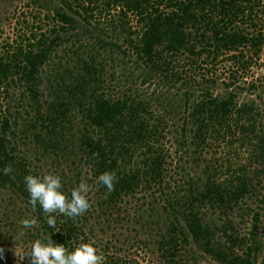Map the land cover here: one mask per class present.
I'll use <instances>...</instances> for the list:
<instances>
[{
  "label": "trees",
  "instance_id": "16d2710c",
  "mask_svg": "<svg viewBox=\"0 0 264 264\" xmlns=\"http://www.w3.org/2000/svg\"><path fill=\"white\" fill-rule=\"evenodd\" d=\"M30 2L45 12L46 31L23 30L0 55V245L31 246L47 236L73 250L95 238L104 264H133L95 228L144 220V232L159 230L166 264H195L197 251L221 264H264L259 213L246 232L236 219L250 216L247 202L262 183L264 111L238 102L229 84L218 94L216 79L192 73L201 60L216 65L231 54L239 63L245 52L259 53L264 32L254 17L264 0ZM13 91L29 106L23 122L3 105ZM221 141L233 155L245 148L244 159L204 158ZM44 168L63 177L65 192L82 178L90 185V209L75 218L54 214L55 229L24 183L30 173L48 174ZM106 171L117 177L111 191L97 180ZM25 219L32 228H23Z\"/></svg>",
  "mask_w": 264,
  "mask_h": 264
},
{
  "label": "rangeland",
  "instance_id": "374dc122",
  "mask_svg": "<svg viewBox=\"0 0 264 264\" xmlns=\"http://www.w3.org/2000/svg\"><path fill=\"white\" fill-rule=\"evenodd\" d=\"M30 3V0H0V55L7 51V44L14 43L15 39L18 38V34L21 33L20 35H23V33H25L23 30L29 32L31 27L42 25L41 27L43 29L36 30L38 32L35 31V33L46 31L45 29L47 28L46 25H48V21L45 19V12ZM261 10L263 11L264 7L261 8ZM261 10H258V16L254 17V23L256 24L255 29L257 31L261 30L264 32V12H261ZM132 22H135V20ZM61 49H59L58 56L61 55ZM230 55L231 54L219 58V62L216 65L210 63L203 64L204 61L201 60L202 63L196 68V72L192 71V73H194V78L197 81H203L205 78L216 79L217 83L215 92L218 94H223L225 91L224 87L229 84L231 86L229 90L235 92L237 97L236 100L238 102H254L256 107L264 111V44L257 55L254 54V52H245L244 58L241 57V62H249L247 68L241 69V62H239V64L236 60L230 59ZM189 73H191V71H189L188 74ZM11 95L13 96V100L7 104L6 101L10 100L11 97L6 100L4 99L2 100L4 101L3 105L6 108L9 105L12 108V113L18 116L17 120L23 122L25 121L23 118L25 117L24 111H27L29 106H27V103L24 104L20 101V91H13ZM4 97L6 96H3L2 98ZM18 104L21 106H18ZM178 124V129H180L182 123L180 122ZM179 136L180 133L178 132L172 135V137ZM33 147L30 146V150H32ZM235 147L236 144H234V149ZM244 149L245 148H238L236 154L233 155L230 153V148L226 142L221 141L207 147L203 156L207 160L219 159L226 162L231 159V161L236 163L244 159V153L247 152L243 151ZM48 163H51V161H48ZM49 171L45 169L44 173H49ZM219 178L223 180L226 179L227 176L223 173ZM261 178L262 183L261 186L257 188V193L247 202L251 209L250 216L243 217L242 215L237 214L236 219L237 222L240 223L241 229L244 228V232H246L252 229L254 214L259 213L260 220L258 222L256 234L264 242V173ZM5 193L8 195L7 199H9L11 196L10 193ZM19 205L22 206V209L24 208L22 202ZM127 210L128 212L126 213L134 214L136 208L127 206ZM96 215L97 212H95V216ZM31 218L33 219L32 216ZM243 218L244 222H241V219ZM140 222H144V220H141ZM140 222L136 224L130 222L128 226H122V228L119 229H116L114 226L108 227L105 232H102L99 225H97L95 229L101 240L104 239L106 241L111 239L112 242L117 244L118 248L123 249L119 252L120 255L128 254L127 256L133 259L136 264H166V262L159 257L157 249L158 244L156 243V240L158 239V236L156 234L159 230L153 228L154 232H144ZM104 229H106V227ZM16 238H20V236L18 235ZM13 241V239L10 241L5 239L3 245H0V264H30V257H25V254L30 251L31 246H26L20 243L15 246V248H11V243ZM89 243L93 244V246L98 249L99 253L103 255L105 260L106 256L102 252L101 241L92 238ZM112 252L113 251L111 250L108 253ZM190 257L192 262L196 261L195 264H221L213 257L203 252L197 251L195 254L191 253ZM260 260L261 258L258 261Z\"/></svg>",
  "mask_w": 264,
  "mask_h": 264
},
{
  "label": "clouds",
  "instance_id": "9594fccd",
  "mask_svg": "<svg viewBox=\"0 0 264 264\" xmlns=\"http://www.w3.org/2000/svg\"><path fill=\"white\" fill-rule=\"evenodd\" d=\"M10 171V167L3 169L5 175ZM116 179V174L110 171L97 177L99 183L109 191L114 188ZM24 183L30 204L33 208L40 207L50 228H56L57 215L54 214L75 218L83 216L91 207L88 198L90 185L83 178L70 193L64 191L63 177L59 174L30 173L24 177ZM21 223L23 228L27 229L32 227L35 221L25 219ZM24 234L23 230L18 233L21 237ZM25 256L30 257V264H104L103 255L91 243H81L69 250L65 245L57 244L52 237L47 236L33 241L31 250Z\"/></svg>",
  "mask_w": 264,
  "mask_h": 264
}]
</instances>
